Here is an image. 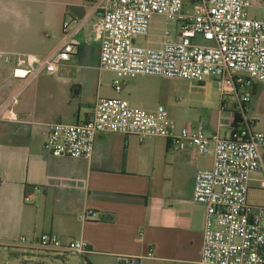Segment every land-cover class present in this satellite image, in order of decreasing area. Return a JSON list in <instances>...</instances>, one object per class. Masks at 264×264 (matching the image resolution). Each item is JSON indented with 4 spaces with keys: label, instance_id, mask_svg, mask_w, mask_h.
Masks as SVG:
<instances>
[{
    "label": "crops",
    "instance_id": "0c3cea01",
    "mask_svg": "<svg viewBox=\"0 0 264 264\" xmlns=\"http://www.w3.org/2000/svg\"><path fill=\"white\" fill-rule=\"evenodd\" d=\"M19 1L0 0L2 53L47 58L63 45L64 21L79 25L71 39L76 52L56 75L21 80L13 76L14 63L0 67V111L9 108L15 115L0 121V248L21 249L23 264H54L70 255L44 254L34 239L55 233L64 244L85 242L91 264H117L119 257L131 264H198L206 210L193 201V189L197 171L211 168V158L160 138L141 143L111 133L97 136L90 159L46 152L50 126L89 120L98 99L115 97V76L99 70L100 45L93 38L97 0H24L25 6ZM139 78L126 82L121 97L146 110L160 106L156 99L165 90L156 80L163 78ZM254 85L238 89L240 95L251 93L244 119L264 133V118L251 112L264 84ZM250 192L252 204L264 205L260 173L252 175ZM85 212L92 215L83 221Z\"/></svg>",
    "mask_w": 264,
    "mask_h": 264
},
{
    "label": "built area",
    "instance_id": "2783aa9c",
    "mask_svg": "<svg viewBox=\"0 0 264 264\" xmlns=\"http://www.w3.org/2000/svg\"><path fill=\"white\" fill-rule=\"evenodd\" d=\"M253 2L97 0L93 38L100 45L99 70L114 74L116 96L98 99L89 120L52 124L43 146L54 157L90 159L97 136L111 133L141 143L160 138L180 151L192 147L211 158V168L197 171L193 189V201L206 210L198 264H264V205L249 200L252 175L260 173L264 182V133L248 127L222 136L219 131L208 133L203 124L179 127L164 106L134 107L121 94L128 78L158 77L197 84L214 81L220 112L232 105L229 98L237 106L248 103L251 93L240 95L239 87L264 84V20L249 17ZM155 16L165 18L167 25L153 24ZM74 25L79 24L64 21L63 45L47 58L0 52V67L14 63L13 76L21 80L56 75L76 52L71 41ZM14 116L9 108L0 111V121ZM91 215L85 212L81 219ZM26 241L21 237L19 243ZM34 243L41 250L91 264L92 250L81 240L64 244L57 234L42 233ZM117 264L131 261L119 257Z\"/></svg>",
    "mask_w": 264,
    "mask_h": 264
},
{
    "label": "rangeland",
    "instance_id": "374dc122",
    "mask_svg": "<svg viewBox=\"0 0 264 264\" xmlns=\"http://www.w3.org/2000/svg\"><path fill=\"white\" fill-rule=\"evenodd\" d=\"M22 1L24 0H20L18 4L25 6ZM47 1L65 3L66 0ZM247 12L250 18L264 20L262 0H254L252 7L249 8ZM152 21L153 24L163 25V27L167 25L166 19L163 17L155 16ZM135 78L136 79L128 78L126 82L129 80H140L139 77ZM156 81L160 90H165V94L157 98L156 103L167 109L170 118L179 127L187 123H193L196 125L203 124L208 133H213L214 130H217V126L220 125L219 132L222 136H228L230 134L229 124L231 122V112L222 111L220 118L221 97L214 81H207L203 84L172 79H157ZM253 85L254 83L251 86L253 87ZM250 91L253 90L250 89ZM20 95L21 94L18 93L16 97L19 98ZM227 101L232 103L230 106L231 109L237 107L234 98H229ZM251 112L256 115V119L263 121L264 85H260L258 96L252 102ZM253 195V192H250L249 197L251 198ZM261 197L264 199V192L261 193ZM40 251L42 253L45 252L44 250ZM20 252L21 249L18 248L8 246L1 247L0 260H4V264H23L21 263L23 257L17 256ZM38 255H40V253ZM35 262L38 263L39 261L36 260ZM54 264H78V258L75 256H69L66 260L60 259L58 262H54Z\"/></svg>",
    "mask_w": 264,
    "mask_h": 264
},
{
    "label": "trees",
    "instance_id": "16d2710c",
    "mask_svg": "<svg viewBox=\"0 0 264 264\" xmlns=\"http://www.w3.org/2000/svg\"><path fill=\"white\" fill-rule=\"evenodd\" d=\"M203 84V83H202ZM253 88H255V85H253ZM247 103H243L240 106H237L235 109L226 108L225 111H230L233 113V119L230 124V130H237V129H243V128H251V122L244 119L246 113H247ZM27 197V196H26Z\"/></svg>",
    "mask_w": 264,
    "mask_h": 264
}]
</instances>
